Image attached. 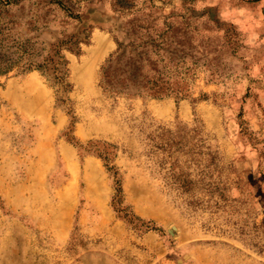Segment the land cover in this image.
Here are the masks:
<instances>
[{
	"label": "rangeland",
	"instance_id": "rangeland-1",
	"mask_svg": "<svg viewBox=\"0 0 264 264\" xmlns=\"http://www.w3.org/2000/svg\"><path fill=\"white\" fill-rule=\"evenodd\" d=\"M132 23L182 96L103 90ZM0 57V264H264V0H0Z\"/></svg>",
	"mask_w": 264,
	"mask_h": 264
},
{
	"label": "trees",
	"instance_id": "trees-1",
	"mask_svg": "<svg viewBox=\"0 0 264 264\" xmlns=\"http://www.w3.org/2000/svg\"><path fill=\"white\" fill-rule=\"evenodd\" d=\"M129 26L127 33L133 37L127 43L119 41L116 50L102 65L101 86L103 90L112 94L126 93L151 97H164L171 94L182 96L184 89L176 85V78L165 74L160 69L159 64L163 61V55L159 51L161 47L156 46L157 44L153 41L143 39L141 34L144 33L136 34L141 27L138 26V28L133 23ZM67 38L65 44L70 50H74L81 41L75 35H69ZM24 48L22 51H27ZM54 52L58 53V50ZM154 54H156L155 58ZM173 55L168 56L169 61L172 60ZM14 61L10 57L4 60L0 57V73L7 71ZM54 65V57L49 55L35 66L42 73H46L50 67L56 69ZM170 134V130L162 129L157 135L158 143L155 147L166 153L165 158L158 161V166L164 171V177L172 188L189 195L195 186V180L191 177V173L182 169L178 158L173 157L175 151L181 150L183 142L181 139L174 140ZM203 174L210 177V174Z\"/></svg>",
	"mask_w": 264,
	"mask_h": 264
}]
</instances>
